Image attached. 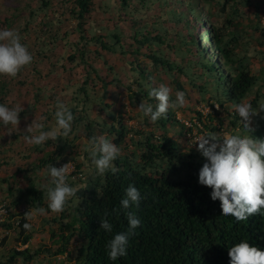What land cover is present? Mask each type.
Listing matches in <instances>:
<instances>
[{
	"label": "rangeland",
	"instance_id": "1",
	"mask_svg": "<svg viewBox=\"0 0 264 264\" xmlns=\"http://www.w3.org/2000/svg\"><path fill=\"white\" fill-rule=\"evenodd\" d=\"M75 6L76 0H0V28L18 31L33 55L31 64L17 76H0V103L23 107L18 128L9 126L10 133L6 127L0 128V203L10 206L14 220L12 226L0 228V264L7 262L14 250L27 247L32 251L43 249L32 264H74L76 238L69 245V256L50 254L47 250L60 247V235L68 232L66 224L79 203L77 195L62 212L49 211L47 215L28 219L32 228L28 230L31 240L27 245L21 244V229L15 223L20 221V213L35 208L30 204L28 188L36 186L45 192L41 186L48 183L49 177L46 167L38 168L42 159L55 157L56 163H72L70 172L81 165L77 174L68 172L72 175L68 182L77 192L85 187L93 168L87 159L90 157L85 135L87 120L109 125L112 117L123 118L129 128L145 134L153 130L166 132L179 143L185 156L195 153L193 161L198 163L205 160L198 151V136L206 132L223 136L242 128L239 116L237 127L232 125L236 114L232 104L218 101L217 96L224 98L216 84L219 71H230L221 63L212 40L214 34L196 28L199 15L204 26L214 24L221 28L223 39L234 47L236 62L258 78L244 100L254 107L264 102V0H128V4L122 0H93L85 22L74 15ZM189 6L196 9L194 14L189 13ZM211 14L212 18L207 19ZM136 32L141 35L148 32L163 41L141 46L135 40ZM190 36L196 39V44H190ZM92 37L101 38L114 50L102 48L90 40ZM137 49L138 54H131ZM147 54L166 58L173 69L155 65ZM134 58L150 72L151 82L143 81L142 87L137 83L140 78L130 70L129 62ZM212 64L220 69L210 73L208 67ZM226 76L227 73L223 81H229ZM160 84L169 86L171 99H175L179 90L185 93L187 101L183 107L169 108L180 123H169L164 130L137 110L143 99L148 102L144 92ZM57 98L68 104L74 114L69 136L49 139L41 146L26 143L23 132L34 118L46 116L47 126H55L52 113ZM262 120L264 111H259L252 118V128ZM131 136L140 139L133 131ZM126 153L120 148V154ZM178 176L184 177V172ZM42 207L47 208L46 196ZM18 264L25 262L19 258Z\"/></svg>",
	"mask_w": 264,
	"mask_h": 264
},
{
	"label": "trees",
	"instance_id": "2",
	"mask_svg": "<svg viewBox=\"0 0 264 264\" xmlns=\"http://www.w3.org/2000/svg\"><path fill=\"white\" fill-rule=\"evenodd\" d=\"M122 1L128 4V0ZM189 4L194 5L193 2ZM92 6L93 0H76L73 13L76 18L85 22ZM195 10L192 6L188 7L190 14H194ZM201 17L199 15L196 28L202 27L206 32L214 34L212 40L220 53L221 63L227 71H230V73L225 72L229 76H226L229 81H223L224 70L219 71L216 84L224 93V98L217 96L218 101L225 100L233 104L244 100L256 85L258 78L250 69L236 62L234 47L223 39L221 28L214 24L209 27L204 26ZM209 18H212V14L207 19ZM187 24L188 26L191 24V19ZM82 25L79 23L80 27ZM262 36L264 37V31ZM114 37L118 41L121 40L119 35ZM82 38L85 39L83 35ZM90 40H95L104 49L114 50L99 37H92ZM135 40L141 46L146 43L151 44L153 41H163L160 36L152 37L148 32L142 35L136 32ZM189 42L196 44V39L190 36ZM138 52L140 49L131 54ZM84 54L82 52L83 56ZM146 56L155 65L173 69L172 63L162 56L155 54ZM129 66L134 76L140 78L137 81L138 86L142 87L143 81L151 82L150 72L137 64V59L130 61ZM216 68L220 69L212 64L208 70L212 73L217 70ZM144 95L148 98V103L153 105L157 103L155 98L148 96V91H145ZM233 119L232 125L237 127L238 115L234 114ZM172 122L180 123L172 109L156 121L162 130ZM95 125L100 128L99 131L96 130ZM182 126L186 128L185 125ZM85 128L88 140L99 133L128 153L124 156L120 154L114 161V165L118 168L116 173L109 170L102 175L97 174L91 158L87 157L93 168L87 176L85 187L76 193L79 203L74 207L72 219L66 224L68 232L61 233V245L57 250L48 249L47 252L69 256V245L76 238L78 246L74 264H229L228 249L243 239L264 249V214H252L243 221H237L231 215H223L219 199L211 198L212 188L198 182V171L203 163L193 161L196 157L193 152L186 156L181 153L179 143L166 132L158 133L153 130L145 134L129 128L123 118L116 117H112L109 125L87 120ZM253 129L251 134L254 138H264V120ZM132 131L139 135L140 139L130 137ZM51 163L56 167L65 164V162L56 163L55 157H49L42 159L38 168L46 167ZM81 167L76 165L75 174ZM183 172L185 176L179 177L178 175ZM71 176H68V180ZM129 184L138 188L142 199L138 207L123 209L120 201L124 198L125 189ZM27 194L31 206L40 207L45 204V192L36 186H30ZM16 204L17 202L14 203ZM28 210L20 213L19 228L22 245L29 244L31 240L30 233L23 228V224L29 222L24 218ZM128 211L134 212L140 218L141 224L129 237L127 254L113 261L107 256L106 243L116 233L127 230L126 212ZM105 213L108 214L107 217ZM102 217L110 220L113 225L112 232L100 228ZM11 224L7 222L3 226L10 227ZM53 235L56 236V233ZM42 251L41 248L32 251L29 247L14 250L3 264H18L19 258H22L25 264H32Z\"/></svg>",
	"mask_w": 264,
	"mask_h": 264
},
{
	"label": "clouds",
	"instance_id": "3",
	"mask_svg": "<svg viewBox=\"0 0 264 264\" xmlns=\"http://www.w3.org/2000/svg\"><path fill=\"white\" fill-rule=\"evenodd\" d=\"M33 55L28 46L22 42L21 34L12 28H0V76L15 77L22 68L31 64ZM171 89L166 84L152 87L149 97L155 98L157 103L146 102L144 99L137 110L152 122L158 121L169 108H179L186 104V95L177 91L175 99L170 98ZM219 108V105H216ZM235 113L240 117L242 128H238L223 136L213 132H206L196 138L198 151L205 158L198 171V182L212 188L211 198L219 199L223 215H231L237 221L246 220L256 213L264 214V138H254L252 132V118L264 111V102L256 107L246 100L232 104ZM52 113L55 126L49 128L46 116L34 118L23 132V140L35 146L43 145L47 140H57L60 136L68 137L72 131L74 114L64 101L57 98ZM20 104L9 107L7 103H0V128L20 124ZM27 119V117H25ZM91 163L97 174L107 171L116 173L118 168L114 161L120 155V148L104 135L94 136L89 140ZM68 165L56 167L52 163L46 165L49 181L41 187L45 190L47 208L35 207L29 209L24 218L26 221L34 216L47 215L50 212H62L68 201L76 196L77 188L68 182ZM142 199L141 192L133 184L125 189V196L120 205L123 209L138 207ZM0 207V214L4 212ZM105 213V217H107ZM128 228L116 233L106 243L107 256L115 261L127 254L129 237L140 226V218L132 211L126 212ZM25 230H31L32 224L25 222ZM100 228L112 232L113 225L109 219H100ZM229 264H264V249L250 244L247 239L235 243L228 249Z\"/></svg>",
	"mask_w": 264,
	"mask_h": 264
},
{
	"label": "built area",
	"instance_id": "4",
	"mask_svg": "<svg viewBox=\"0 0 264 264\" xmlns=\"http://www.w3.org/2000/svg\"><path fill=\"white\" fill-rule=\"evenodd\" d=\"M65 164H67V163H65ZM62 165H64V164H60L59 167H61ZM69 165H70V167H69ZM69 165H68V168H69L68 172H70L71 167H73L72 163H69ZM73 171L75 172V170H73ZM72 172H70V173H72ZM67 176H69L68 173H67ZM0 207H3L5 210L2 214H0V228H2L5 223L14 222V220L12 219V210L9 208V206L6 203H0ZM19 223H20V221H17L15 224L19 225Z\"/></svg>",
	"mask_w": 264,
	"mask_h": 264
}]
</instances>
